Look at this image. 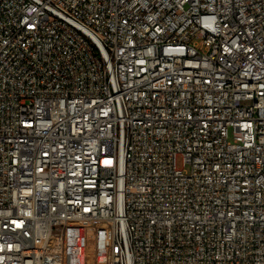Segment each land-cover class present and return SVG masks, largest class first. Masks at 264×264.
I'll return each mask as SVG.
<instances>
[{
	"label": "built area",
	"instance_id": "1",
	"mask_svg": "<svg viewBox=\"0 0 264 264\" xmlns=\"http://www.w3.org/2000/svg\"><path fill=\"white\" fill-rule=\"evenodd\" d=\"M84 223L107 264H264V0H0V264Z\"/></svg>",
	"mask_w": 264,
	"mask_h": 264
},
{
	"label": "rangeland",
	"instance_id": "2",
	"mask_svg": "<svg viewBox=\"0 0 264 264\" xmlns=\"http://www.w3.org/2000/svg\"><path fill=\"white\" fill-rule=\"evenodd\" d=\"M181 163V162H180ZM101 225H71L65 233L66 264H107L108 232Z\"/></svg>",
	"mask_w": 264,
	"mask_h": 264
}]
</instances>
